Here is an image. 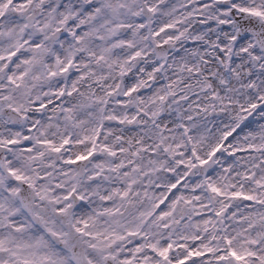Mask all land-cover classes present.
Returning <instances> with one entry per match:
<instances>
[{"label":"snow or ice","instance_id":"snow-or-ice-1","mask_svg":"<svg viewBox=\"0 0 264 264\" xmlns=\"http://www.w3.org/2000/svg\"><path fill=\"white\" fill-rule=\"evenodd\" d=\"M0 264H264V0H0Z\"/></svg>","mask_w":264,"mask_h":264}]
</instances>
